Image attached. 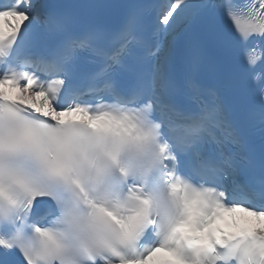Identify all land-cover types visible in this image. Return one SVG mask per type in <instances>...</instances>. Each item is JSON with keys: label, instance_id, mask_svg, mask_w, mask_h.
<instances>
[{"label": "snow or ice", "instance_id": "1", "mask_svg": "<svg viewBox=\"0 0 264 264\" xmlns=\"http://www.w3.org/2000/svg\"><path fill=\"white\" fill-rule=\"evenodd\" d=\"M0 264H264V0H0Z\"/></svg>", "mask_w": 264, "mask_h": 264}]
</instances>
